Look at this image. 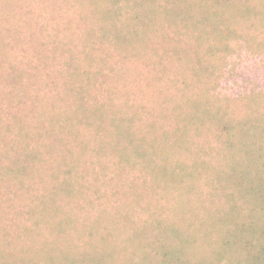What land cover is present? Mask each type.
Segmentation results:
<instances>
[{
  "label": "trees",
  "instance_id": "16d2710c",
  "mask_svg": "<svg viewBox=\"0 0 264 264\" xmlns=\"http://www.w3.org/2000/svg\"><path fill=\"white\" fill-rule=\"evenodd\" d=\"M41 3L45 7L43 11L45 15L51 6L54 13L57 8L62 9L64 5L68 7L67 13H71L66 18L60 15V19L63 18L62 23H66L64 32L68 34L61 38L54 50L56 52V48L61 49L60 52L64 59L59 70L61 72L64 67L70 80V86L67 87L65 95L57 92L58 100L65 101L71 94H75L76 108L67 115L62 109L56 112V102L44 103V107L37 114L39 118L36 120V125L33 124L35 131L32 136L30 137L28 130L23 128L24 126L20 128L19 136H24L37 147L45 146L46 152L53 156L62 148L67 137L71 136L74 140L81 137L80 131L74 132L77 126L86 124L94 127L98 136L104 134L106 138H109L106 142L109 146L101 145L99 148L103 151L102 154L113 149L119 160L117 166L122 171H126V167L133 169L136 166L145 172L142 176V184L132 183L133 190L128 189L124 193L127 206L135 205L136 207L137 205L133 200L134 188L143 187L142 191L150 189L158 194L156 192L158 187L163 189L164 187L160 181L154 185L153 176H168L170 182L166 185L173 187V192L169 195L170 200H167V205L170 204L165 206L164 210L166 213L168 211L174 213L175 210H183V212L179 213V221L175 223L163 226L164 220H157L159 222L157 228L161 229L158 234L165 237V242L155 251V256L150 257L157 258L158 264H191L192 261L195 264H264V123L259 121L258 124L251 125L253 130H245L250 118L242 122L238 121L236 128L239 124L241 131L235 133V127H231L233 124L231 121L234 122V118L229 116L226 108L211 103L210 99L202 101L187 97V102L192 105L193 113H196L194 116L184 112L174 113L178 118V124L172 127L165 122L157 121L170 119L167 111L163 109L157 120L152 119V113L150 114L152 123L147 124L148 130L144 131L138 122L143 120V115L141 118L142 109L146 108L148 112L149 108L132 105L134 97L131 91H123L121 95L119 94L120 96H114L115 90L110 87L106 88L108 100L92 104L91 100L99 95L100 76L104 75L106 69L100 67L93 72H88L79 68V56H83V61L88 60L93 63L97 59L95 52L98 45L101 46L104 42H110L115 51L125 52L131 49L135 53L144 50L151 43V35L156 36L158 33L161 38L164 35L162 42L165 38L168 45V41H172L170 39L177 38V46L169 57L171 60L182 59V54L192 52L193 47L190 45L188 50L180 48L179 43L183 42L180 38L194 35L199 48L200 44L206 43L204 35H210L212 32L219 33L223 37L226 34H234L226 19L227 12L232 10L236 15L244 14L241 9L249 7L243 6L242 2L231 0H41ZM9 5L16 8L15 4L6 3L2 10ZM91 18L92 23H89ZM43 21L45 23L42 27L47 24L45 18ZM29 25L33 26L34 22L32 21ZM61 27L63 25L59 28ZM87 27L88 29L82 30ZM59 33L63 31L59 30ZM69 33L70 36H68ZM77 33H82L83 50L77 55L72 53L67 55L76 45L74 41L75 38L78 39ZM8 46L9 43H5V39L0 37L1 63L7 61L9 52L6 48ZM209 51H214V48H209ZM160 63L162 60H159ZM210 74V71L207 73L204 70L200 72L196 70L193 73L194 78L202 79L200 83H203ZM120 77L121 74H119V80ZM34 79L37 78L30 71L19 70L14 66L0 74V80L6 86L11 87L6 96L10 106L14 105V98L19 104H23L28 98L37 99L33 92H30ZM183 82L185 90H192V81ZM51 84L54 88L56 87L53 80ZM175 84V89L181 92L182 88L177 80ZM206 94L207 92L203 97ZM176 96L177 94L174 97ZM36 107L35 103H31L30 114L26 111L22 113L24 108L19 107L13 117L18 120L27 119L37 110ZM47 108L51 109L47 111ZM198 108H202V111L196 112ZM227 117L230 118V122L224 127L219 125L220 121H225ZM259 118L264 122V115ZM217 119L220 121L216 122L213 127L205 125L206 120L213 122ZM2 128L0 134L7 135L12 130L10 125L2 126ZM158 130L162 131L161 136L149 140V134L155 131L157 133ZM44 138L46 140L41 141ZM82 141L84 140L77 143L80 147L77 150L79 156L88 150V146ZM253 145L258 146V149L253 150ZM21 150H24L25 154L12 162L17 166L8 167V172L30 175L31 169L34 168L33 165L40 161L43 152L37 148H29V144ZM74 152L71 149L64 150L63 155L58 158L59 171L53 174L58 176L61 172L65 174V178L62 183L56 184L52 189L51 192L55 193V196L49 199L50 203L44 201L43 208L40 209L41 220L49 224L61 208L58 206L59 199L62 198L59 194L70 198L76 188H82L75 175L78 173L74 172L76 162L74 158H70L73 154L75 157ZM25 160L27 161L24 164ZM27 166H30L29 169ZM106 170L107 167L102 166L101 172L97 170L95 177H100L101 174L106 173ZM123 174L121 173L119 177ZM223 178L224 182H222ZM204 184L209 187L208 192H205ZM178 195L180 199L175 200ZM172 197L175 200L173 204ZM223 200L225 205L221 202ZM157 201L149 199L148 204L152 207ZM171 204L173 208H170ZM174 204L176 207L173 206ZM199 210L204 213L203 216L198 214ZM105 214L103 210L98 213L94 222L85 223V226H90L92 230L91 237L94 232H97L99 225L104 223ZM118 217L127 221L126 223L130 219L128 212ZM188 219L190 220L187 221ZM106 221H108V223L105 222L107 226L102 232L106 234V237L101 239L99 246L94 247L91 242L88 243V246L94 250L93 252L76 246L77 238L74 236L69 242L64 237L51 245H47L46 242V245L37 249L32 247L24 249L22 251L24 255L20 256V263L13 262V259L19 256L16 254L17 251H0V264H112V262L115 264L117 262L119 264H147L146 259L135 261L130 253H127L125 258H117L118 254L126 252V247L130 243L129 238H123L121 244L126 245L120 247V239L114 237L110 231L122 232L119 220L109 217ZM85 226L80 229L74 221L64 218L56 223L54 228L60 233H63V229L74 228L76 235H80L78 238H82ZM200 233L204 241L206 240V245L214 248L212 253L204 255L205 251L200 250L193 252L192 257L186 256L185 251L196 246ZM209 239H211V244L208 243ZM109 246L111 248H108ZM95 252L98 253L94 255ZM146 252L144 250V253ZM55 253H58L61 258ZM145 255L148 256V254ZM201 259L205 262H200Z\"/></svg>",
  "mask_w": 264,
  "mask_h": 264
},
{
  "label": "rangeland",
  "instance_id": "374dc122",
  "mask_svg": "<svg viewBox=\"0 0 264 264\" xmlns=\"http://www.w3.org/2000/svg\"><path fill=\"white\" fill-rule=\"evenodd\" d=\"M38 1L0 0V37L5 39V43H9L6 48L9 55L6 62H0V74L7 72L14 66L19 70L30 71L37 78L33 80L32 88H30V92H33L37 99L34 97L32 99L28 98L26 102L19 104L18 100L14 98V105L11 106L6 97L11 87L6 86L0 80V121L2 120L0 129L5 125H10L12 129L7 135L0 134V251H17L16 254L19 256H16L13 262L20 263V256L24 255L22 254L24 249L29 247L37 249L42 245H46V242L47 245H51L64 237L69 242L72 240L71 237L74 236L77 238L75 240L76 246L93 252L94 250L88 246V243L91 242L94 247L99 246L101 239L106 237V234L102 232L103 228L107 226L108 221L106 220L110 217L119 220V227L122 232L110 230L114 237L120 239L119 246L124 247L126 245L125 243L121 244L123 238H129L130 242L126 247V252L118 254L117 258H125L127 253H130L131 257L134 256L135 261L146 259L147 264H158L157 258L150 257L155 256V251L165 242V237L158 234L161 229L157 228L159 223L157 220H164L163 226L175 223L179 221V213L183 212V210H175L174 213L170 211L166 213V210H164V207L170 204L167 205V200H170L169 195H172L173 192V187L166 185L170 182L168 176H153V184L156 185L160 181V184L164 187V189L158 187L156 190L158 194L150 189L142 191L143 187L140 189L134 188L133 200L137 205L135 207L131 203L132 206H127L125 202L127 198L124 193L128 189H132V183L141 185L142 176L145 175V172L142 168L136 166L133 169L126 167V171H122L117 166L119 160L113 149L107 151L106 154H102L103 151L99 148L101 145L109 146L106 144L109 138H106L104 134L98 136L94 127L86 124L77 126L74 132L80 131L81 137L78 140H74L71 136L67 137V141H64L62 148L59 147V151L54 153L53 156L46 152L45 146L37 147L35 143L25 139L24 136H19L21 134L20 128L23 126L24 129L28 130L30 137L32 136L33 131H35L33 127L39 118L37 114L44 107V103L56 102V112L62 109L67 115L76 108L74 103L76 101L75 94H71L65 101L58 100L57 92L65 95L67 87L70 86V80L64 67H62L61 72L59 70L64 59L60 52L61 49L56 48V52L54 50L61 38L68 34V32H64L66 23H62L61 20L71 15V13H67L68 7L64 5L62 9L57 8L55 13L51 6V9L49 8L48 13L45 15L43 12L45 7L42 5L41 0ZM231 1L242 2L243 6L249 7L241 9L244 14L236 15L232 10L227 12L226 19L234 34H226L223 37L219 33L212 32L210 35H204L206 43L200 44L199 48L194 35L180 38L183 40L182 43H179L180 48L188 50L190 45L193 47L192 52L182 54L183 60L177 58L171 60L169 57L173 54L175 46H177V38L170 39L172 41H168V45L165 38V41L162 42L164 35L161 38L159 33L156 36L152 34L151 43L144 50L135 53L131 49L125 52L115 51L112 49L110 42H104L103 45H98L95 52L97 59L93 63L88 60L83 61V56L80 55L79 68L82 71L93 72L100 67L106 69L104 75L100 76V81L98 79L101 88L98 87L100 89L99 95L92 99L91 103H102L108 100L106 96L108 95L107 87L115 90L114 96H120L123 91H131L132 97H134L132 105L136 104L149 108L148 112H146V108L142 109L141 118L143 115V120L138 122V125L144 128V131L148 130L147 124H151L152 119L157 120L163 109L167 111L170 119L157 121L160 123L165 122L172 127L178 124V118L174 113L184 112L187 115L194 116L196 113H193L192 105L187 102V97L202 101L210 99L212 100L211 103L226 108L229 116L234 118V122L231 121L233 123L231 127H235V133L241 131L239 124L236 128L238 121L242 122L250 118L245 130H253L251 125L258 124L259 121L264 123L259 118L264 115V0ZM6 3L15 4L16 8L9 5L2 10ZM60 15H62V19H60ZM232 16L236 17L233 18ZM43 18L47 20L48 25L42 27L45 23ZM32 21L34 25L30 26L29 24ZM89 23H92V18ZM61 25L63 27L59 28ZM75 29L77 30V28ZM86 29L88 27L82 28L83 31ZM59 30H62L63 33H59ZM77 34L78 39L74 37L76 45L72 47V52L67 55L71 53L77 55L83 50L82 33ZM68 36H70V33ZM209 48H214V51H209ZM159 60H162V63L159 64ZM188 62H190V65ZM202 69L207 73L210 71L211 74L207 75L208 77L203 83H200L202 79L194 78L193 73L196 70L203 71ZM119 74H121L120 80ZM208 78L210 79L208 80ZM52 80L53 84L56 85L55 88L51 84ZM176 80L182 88L181 92L174 87ZM183 81H192V90H185ZM205 92L207 94L203 97ZM176 94L177 96L174 97ZM31 103H35L37 110L31 113L29 118L18 120L13 117L19 107L20 109L24 108L22 113L26 111L27 114H30ZM50 109L47 108V111ZM201 111L202 108L196 110V112ZM151 113L152 119L150 118ZM229 120L228 117L225 121H220V119L213 122L206 120L205 125L213 127L216 122L220 121L219 125L224 127L230 122ZM2 130L4 129L2 128ZM155 132L149 134V140L161 136V130ZM45 140L46 138L41 141ZM80 140H84L82 142L88 146V150L85 154L79 156L77 150L80 147L77 146V143H80ZM26 144H29L31 149L37 148V150L43 152L40 161L33 163L34 165L32 164L34 168L31 169L32 173L30 175L8 172V167L17 166L12 162L25 154L24 150L21 149ZM70 149L75 151V157H73V154L70 158H74L76 162L74 172L78 173V175H75L78 177L82 188H76L70 198L64 194H59L62 198L59 199L58 206H61V208L49 224L41 220L42 212L40 209L43 208L44 201L50 203L49 199L55 196V193L51 192L54 186L64 180L65 174L63 175L60 172L57 176L53 173L59 171L58 158L63 155L64 150ZM252 149L257 150L258 146L253 145ZM102 166L107 167L106 173L101 174L98 178L95 177L96 171L98 170L100 173ZM27 167L29 169L30 166ZM120 171L124 173L122 177H119L121 173L118 174V172ZM222 182H224V178ZM148 186L150 185L148 184ZM208 188L204 184L205 192L210 190ZM149 199L158 201L150 207L151 205L148 204ZM177 199H180L179 195L176 196L175 200ZM175 200L173 197L171 198L172 204ZM221 202L225 205L224 200ZM172 204L170 208H173ZM173 206L176 207V204ZM103 210L106 212L104 223L99 225V231L96 229L97 232H94L93 237H91L92 230L90 226L86 227L85 223H88L87 221L89 223L94 222L98 213ZM125 212H128L130 216L128 223L118 217ZM198 214L204 215L200 210ZM64 218L74 221L80 229L82 226L86 227L82 233V238H78L80 235H76L74 228L63 229V233L54 228L55 224ZM218 234H220L219 231ZM208 243H212L211 239ZM205 245L206 240L204 241L202 233H200L196 246L187 249L185 255L192 257L193 252L200 250L205 251L204 255H207V253L210 255L214 248ZM144 250L147 252L144 253ZM97 253L95 252L94 255ZM55 254L61 258L58 253ZM145 254H148V256ZM80 257L83 258V256ZM200 262L204 263L205 260L201 259ZM193 263L194 261L191 262V264ZM112 264H115V262H112Z\"/></svg>",
  "mask_w": 264,
  "mask_h": 264
}]
</instances>
